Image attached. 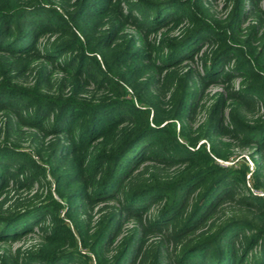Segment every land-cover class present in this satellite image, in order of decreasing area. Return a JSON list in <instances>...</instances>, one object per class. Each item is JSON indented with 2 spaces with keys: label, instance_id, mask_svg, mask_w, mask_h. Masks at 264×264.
<instances>
[{
  "label": "trees",
  "instance_id": "obj_1",
  "mask_svg": "<svg viewBox=\"0 0 264 264\" xmlns=\"http://www.w3.org/2000/svg\"><path fill=\"white\" fill-rule=\"evenodd\" d=\"M226 8L0 0V190L48 168L62 200L0 213V242L39 235L0 264H264V195L251 191L264 189V0ZM213 84L225 92L206 102ZM28 139L43 163L18 149ZM226 139L253 149V168L222 163ZM110 200L90 236V209ZM234 204L244 216L224 214Z\"/></svg>",
  "mask_w": 264,
  "mask_h": 264
},
{
  "label": "rangeland",
  "instance_id": "obj_2",
  "mask_svg": "<svg viewBox=\"0 0 264 264\" xmlns=\"http://www.w3.org/2000/svg\"><path fill=\"white\" fill-rule=\"evenodd\" d=\"M212 3V11L218 16V17H222L227 13V8H226V0H211ZM249 22V20L247 21ZM184 64L190 65L191 62L190 61H185ZM192 65V64H191ZM32 81H34V79L30 76L27 79V83H32ZM239 81V79L237 80V82ZM27 83H25L26 85H28ZM207 91V98H206V102H208L216 92H225V86L222 84H213V85H209L206 88ZM254 113H250L247 114V119L248 120H254L257 117V114H260L262 112V110L258 107L254 108ZM202 120V119H200ZM199 123V122H198ZM196 123V125L198 124ZM179 124V122L177 123ZM51 138L48 137L46 139V141L50 140ZM229 143H230V147H229V152L232 153L231 157L228 158L227 160H222V163L225 165H235L237 162H246L247 164H249L250 168L254 167V160L252 158V154H253V149L249 148V147H245V146H241L238 144L237 141H233V140H228L226 139ZM207 140L203 139L202 141H200V143L202 142H206ZM18 144V149L20 150H24L25 152H28L32 155V157L41 162L40 161V157L39 154L37 152V149L41 146V144L39 142H37L36 140H25V141H16ZM43 163V162H41ZM40 163V164H41ZM147 166H149V171H151V166H153V169L155 171H161L162 170V166H160L159 164H155L151 161L146 163ZM143 166V165H142ZM47 168V167H46ZM250 175H247V180L249 179ZM250 185V184H249ZM3 190L0 192V213L1 214H5V215H10V214H14L18 211H21L29 206L35 205V204H39V203H47L49 200H51L52 198H54L55 200H59L60 202H62V200L59 198L58 193L56 191L55 188V182H54V178L52 177L51 173L49 172V169L47 168V170L45 171L43 168H41V171L39 173V175L37 176V178L32 181L31 183L28 184H24V185H15L13 183H11V185L7 186L5 189L2 188ZM251 191L254 194L257 195H264V189L263 191H259L256 190L254 188L251 189ZM117 203L114 200H110V201H104L100 204H97L96 206H94L92 209H90V213L93 216V220L92 222L89 224V226L85 227V230L87 229V234H89L90 236L93 234L94 230H96L99 226V219L101 218L102 214L104 212H106L107 210L112 209V207L116 206ZM157 207L152 208L150 210L151 216L157 211ZM232 211H236L238 212L239 216H244L243 214V209L238 206V205H228L225 210H224V214L228 215L230 214ZM59 215L65 217V212L64 209L59 210ZM147 214H145L146 216ZM149 216V215H147ZM150 216V217H151ZM72 222V221H71ZM74 224V223H73ZM139 223L137 222L136 219L134 218H127L124 222V227L123 230L127 231V230H133L136 228V226ZM41 225L38 222H35L33 225V228H37V226ZM72 225V223H71ZM74 232L78 234V232L76 231V227H73ZM165 232H149L147 233V237L149 239V242L151 243H158L161 240L163 241L164 239H168V235L169 233H165ZM39 242V235L37 234H33L31 236H26L23 237L22 239L13 241V242H9V243H5V242H0V255L1 254H15L18 251L19 252H25L30 250L33 246H35V244H37ZM173 241H171V244L169 245L170 249L172 250L173 247L175 246L174 244H172ZM80 248H82L84 250V248L82 246H80ZM115 254V251H112L111 253H108L106 256L108 258H112V256ZM93 258H95V256H93V254H91Z\"/></svg>",
  "mask_w": 264,
  "mask_h": 264
}]
</instances>
